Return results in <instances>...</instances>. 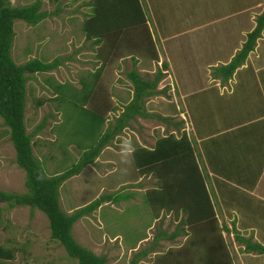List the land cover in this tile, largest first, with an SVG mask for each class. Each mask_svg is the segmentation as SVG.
<instances>
[{"label": "rangeland", "instance_id": "1", "mask_svg": "<svg viewBox=\"0 0 264 264\" xmlns=\"http://www.w3.org/2000/svg\"><path fill=\"white\" fill-rule=\"evenodd\" d=\"M33 1L8 0L13 6ZM88 1L41 0L40 9L47 13L45 18L34 25L20 19L13 21L10 56L15 64L31 59L42 62L57 59L55 67L28 74L23 114L25 132L37 129L31 136L32 154L43 173L46 176L61 173L80 157L79 150H75L77 147L88 149L97 140L90 127L92 115L98 112L95 111L97 104L109 105L111 100L110 106L115 105L114 110L103 112L104 121L99 129L102 133L131 98V82L125 72L134 69L140 76L151 78L161 69L162 76L153 89L155 93L143 98L148 116L129 119L127 125L102 146L94 163L83 165L77 174L64 180L58 188V203L69 213L103 194H129L118 202L102 201L89 214L79 217L71 227L73 238L95 255L102 256L104 264H128L132 255L144 249L148 251L138 257L136 264H166L163 260L170 264L174 256L168 257L166 253L186 247L191 239L190 227L182 221L187 214L180 209L153 208L147 197L158 182L154 175L134 167L131 151L136 146L152 147L158 136L168 132L178 137L184 131L191 139L197 167L204 176L200 164L205 166L206 160L201 159V144L192 134V115L188 107L207 101L199 100L200 93L194 96L187 93L197 90L202 80H208V73L212 75L215 66L221 65L229 53L235 54L240 49L246 34L255 26L256 16L264 9V0L259 7H254L257 0H138L152 51L143 33L141 36L140 32L130 30L123 34L119 49L109 50V53H105L108 48L102 43L95 44L85 37L82 24L91 11ZM263 29L262 37L255 39L254 52L250 51V59L254 61H264ZM150 53L154 54L150 56ZM246 60L245 64L249 61ZM209 63L213 65L207 66ZM53 82L55 86L60 84L58 91L53 89ZM247 93L251 99L259 101L254 92ZM208 106L219 108L217 104ZM209 108H194L196 117L204 118V112L209 115ZM157 115L167 117L169 123L179 122V127L166 125ZM42 121L44 125L37 128ZM252 140L259 144V139ZM212 142H220L215 145L219 156L223 149L228 152L224 140L216 138ZM248 144L252 152L260 155L252 143ZM13 158L8 132L0 118V190L20 194L26 190L23 171ZM231 160L222 161L220 157L222 169L212 171L224 178L218 182L224 190L220 194L216 191L217 196L223 197L224 204L233 210L222 219L218 211L216 224L228 251L229 264H264V254L245 251L244 241L236 239L237 235L260 243L264 204L259 199L264 201V194L258 198L259 190L257 193L246 191L253 185L247 182H253L256 173L255 169L242 167L247 158L232 160L236 163L234 166L228 165ZM260 163L264 164V160ZM241 172L245 175L241 176ZM214 175L208 178L210 184L212 181L216 186ZM207 190L210 192V188H206L208 193ZM231 222H234L233 228ZM238 222L243 225L239 226ZM248 226L256 229L245 230ZM172 231L178 232L173 239L160 236ZM253 234L260 237L254 239ZM0 245L13 249V258L7 260L11 264H76V260L50 238L46 216L28 205L8 207L5 201H0ZM187 255L192 257L186 256L190 261L187 264H198L195 263L196 250L191 249Z\"/></svg>", "mask_w": 264, "mask_h": 264}, {"label": "trees", "instance_id": "2", "mask_svg": "<svg viewBox=\"0 0 264 264\" xmlns=\"http://www.w3.org/2000/svg\"><path fill=\"white\" fill-rule=\"evenodd\" d=\"M88 4L91 5V11L84 19L82 29L87 39H92L95 44L102 43L108 48L105 53L119 49L123 34L130 30L140 32L141 36L143 33L146 44L150 43L149 51H152L151 38L138 0H89ZM40 7L41 0H34L23 6H13L8 0H0V118L1 123L6 127L14 151L13 162L23 171V185L26 189L20 194L0 190V201H5L8 207L28 205L40 210L48 221L50 238L57 241L66 255L76 260V264H104L102 256L95 255L75 241L71 234L72 224L79 217L93 211L102 201L118 202L129 194H103L70 213H65L58 203V188L65 179L77 174L83 165L92 163L102 146L126 126L129 119L134 116H148L143 108V98L155 93L153 89L162 73L161 69H157L153 77L144 78L134 69L125 72L126 78L131 82L132 96L122 107L120 114L101 133L99 129L104 121L103 112L114 110L115 105L110 106L111 100L109 105L98 103L95 109L98 112L92 115L93 121L90 124L97 139L94 145L83 149L76 163L71 164L66 170L46 176L37 158L32 154L30 140L37 129L29 133L25 132L23 122L25 83L28 74L45 72L55 67L57 59L51 62L31 59L17 65L10 56L11 40L14 35L13 21L20 19L30 25L38 23L47 16L46 11H42ZM263 25L264 9L256 16L255 26L246 34L240 49L229 62L215 69L223 78L230 76L232 71L243 62L247 53L252 50L255 39L260 36ZM153 54L150 53V56ZM162 67L165 68L166 64L163 63ZM59 87L60 84H57L55 91H58ZM53 98H57V95L52 97V100ZM37 102L41 103V100ZM156 117L163 120L166 125L170 124L178 128L179 122L169 123L167 117L159 115ZM42 124L44 125L43 121L37 128ZM131 157L136 169L154 175L158 182L157 188L150 191L147 197L153 208L180 209L187 214L182 221L184 225L188 224L187 226L190 227L191 239L188 240L186 247H181L174 253L172 251L166 253L168 257L174 256L168 263H190L186 257L187 252L194 249L197 251L195 263L229 264L228 251L216 224L217 217L209 201L203 176L197 167L191 142L185 132L183 131L178 137L171 132L158 136L150 148L136 146L131 151ZM231 225L233 228L234 222H231ZM177 235V231L160 234L169 239ZM236 239L244 241L245 251L264 254V245L244 240L237 235ZM147 251L148 249H144L132 255L128 264H136L138 257L145 255ZM188 257L192 259L191 255ZM12 258L13 249L0 245V264H11L7 260ZM163 262L167 264L165 260Z\"/></svg>", "mask_w": 264, "mask_h": 264}, {"label": "crops", "instance_id": "3", "mask_svg": "<svg viewBox=\"0 0 264 264\" xmlns=\"http://www.w3.org/2000/svg\"><path fill=\"white\" fill-rule=\"evenodd\" d=\"M261 1L262 0H257L254 4V7H259V5H261ZM259 37H262V33ZM247 54V60H249L248 63L245 64V58V60H243L244 64H242V62L240 66L236 67L232 71L230 76H228L227 78H223V76L219 74L215 69L229 62V60L234 55V53H229L228 56H226V59L221 62V65L214 67V71L212 70L213 76L209 75L208 73V80H202L201 85L199 84L197 90L190 92L191 94L187 93L189 96H194L200 93L199 100L207 101L205 104L195 103L193 106L194 108L198 106L199 109L203 107L206 110L210 107L208 105H219V108L210 107V114L208 115L206 112H204L205 115L202 119H198L196 117L193 107L188 108L189 112L192 115V134L197 137V140H199V143L201 144V159L205 158L204 160H206L205 166L203 164H200V167L203 168V181L205 187L208 189L210 188V192L207 190V194L210 197V202L212 203V207L216 212L215 215L217 216V213L219 211V216L221 219L222 217L231 215V212H233V210L230 209L231 207L227 205V203L224 204L223 197L221 198L220 196H217L221 191L224 190L218 184V182L223 181L224 178L217 177V175H214V173H212V171L222 169L220 163L223 160L228 159L229 161L231 159L234 160L247 158V160L245 161L246 163L243 164L242 167H244V169H255L256 173L253 182H247L250 183V185H253L250 190H248V188L246 189V191L249 193H257L256 191L259 190V193L256 194L258 198H260V194H264V164L260 163V161L264 160V61H258L259 59L257 61H254V59H250V57H252L250 51ZM210 65L212 66L213 64H207V66ZM205 72H207V70H205ZM258 74H261V78H258ZM53 85L54 89V82ZM247 91L249 93L254 92V95L259 98V101H257L255 98L251 99V96L248 95ZM212 123L214 125H211ZM177 127H179V125ZM187 138L191 142V139L188 136ZM216 138H220L221 140L225 141V144L228 146L227 153L226 149H223V153L219 156V153H217L216 151V149H218L219 151V148H217L215 145L219 144L220 142H215V144H213L214 142H212ZM253 138L259 139V144L258 142L253 141ZM248 143H252L260 152V155L252 152L251 150H253V148ZM213 145L215 146L214 148ZM75 150H79L77 151V153H81L83 151V149L79 147H77ZM225 153L228 155L226 156ZM239 153L240 156L238 155ZM220 157L222 161H218ZM232 160L228 163V165L230 163H232V166L236 164ZM94 162L95 160H93L92 163ZM210 174H213L217 178L214 179V184H216V186H213L212 181V185L210 184L208 178ZM244 175L243 172H241V176ZM224 184L225 186L227 185V183ZM239 186L244 189L243 186ZM216 191L218 194L216 193ZM259 200L264 204V201L262 199ZM222 206H225V209L220 211V208ZM233 214L235 213H232V215ZM238 224L239 226L243 225L242 222H238ZM247 228H249L250 230L256 229L252 226L244 227L245 230H247ZM261 234V237L256 234H253L252 237H254V239L260 237V243L261 245H264V231L261 230Z\"/></svg>", "mask_w": 264, "mask_h": 264}, {"label": "clouds", "instance_id": "4", "mask_svg": "<svg viewBox=\"0 0 264 264\" xmlns=\"http://www.w3.org/2000/svg\"><path fill=\"white\" fill-rule=\"evenodd\" d=\"M20 169H21V168H20ZM96 198H97V197H96ZM94 199H95V198H94ZM91 201H92V200H91ZM82 206H83V205H82ZM79 207H81V206H79ZM79 207H78V208H79ZM64 212H65V211H64ZM65 213H66V212H65ZM69 213H70V212H69Z\"/></svg>", "mask_w": 264, "mask_h": 264}]
</instances>
